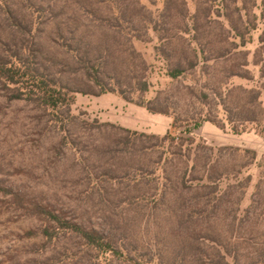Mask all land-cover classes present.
<instances>
[{"label":"rangeland","instance_id":"rangeland-1","mask_svg":"<svg viewBox=\"0 0 264 264\" xmlns=\"http://www.w3.org/2000/svg\"><path fill=\"white\" fill-rule=\"evenodd\" d=\"M73 1L10 0L9 7L0 4V40L11 44L36 34L50 57L72 60L53 42L55 28L47 19L51 8L58 12L66 6L69 10ZM83 1L88 6L95 2ZM139 1L141 5L133 8L141 12L134 15L157 20L163 0ZM262 2L240 0L247 43L242 46L239 42L230 49L227 42L219 41L222 29L217 22V0L215 18L199 37L201 42H213L212 51L206 52L207 58H201L195 69L177 79L168 76V64L157 51L161 42L154 30L141 29V37H133L127 29L89 24L92 44L110 47L113 57L107 65L108 74L123 76V80L126 76L144 77L148 91H131L129 95L143 100L167 98L175 114L150 112L117 92L75 93L70 109L78 121L73 125L66 119L63 125L51 127L35 105L10 100L0 88V184L50 201L63 207L68 217L122 237L125 250L138 264H175V260L177 264H196L188 256L178 260L188 235L181 207L196 196L216 205L213 226L200 230L202 237H215L233 252L260 247L253 242L264 241V78L258 64L264 58ZM101 8L109 15L106 5ZM139 19L135 25L142 28ZM19 22L21 28L16 24ZM172 24L174 29L165 32L172 36L169 49L180 50L192 33L179 19ZM128 47L135 50V58L126 52ZM224 50L227 54L222 56ZM139 57L145 62L144 69ZM231 68L241 70L244 76L231 75ZM105 80L112 82L114 78ZM255 95L258 106L252 103ZM253 115L254 121L245 119ZM176 116L180 119L175 123ZM103 123L160 137L169 133L172 140L164 145L152 139L146 145L149 148L135 153H104L101 149L112 147L115 136L94 128ZM66 129L75 142L71 146L78 152L67 149L59 159L54 145ZM9 199L0 190V264L130 263L77 248L73 237L46 246L45 240L26 232L36 221L16 211ZM199 245L207 252L216 246L204 239ZM221 264L234 262L228 256Z\"/></svg>","mask_w":264,"mask_h":264},{"label":"trees","instance_id":"trees-1","mask_svg":"<svg viewBox=\"0 0 264 264\" xmlns=\"http://www.w3.org/2000/svg\"><path fill=\"white\" fill-rule=\"evenodd\" d=\"M8 1L10 0H0V4L9 7ZM216 1L163 0L161 14L157 20L149 18L147 21L144 15L139 16L140 19L136 16L137 14L134 15L136 11L141 12L140 9L133 8L140 4L139 0H95L89 6L83 0H74V5L70 4L73 8L69 10L66 6H62L58 12L51 8L47 23H52L55 28L56 37L53 38V42L65 49L72 60L50 57L36 34L31 35L29 39L23 37L13 40L11 44L0 40V88L10 100L35 105L41 116L47 118L46 123L52 125L51 127L63 125L66 119L73 125L78 121L79 118L72 115L70 109L75 102V93L117 92L125 100L145 107L150 112L173 115L172 102L167 98L161 99L160 96H156L154 99L143 100V98L134 99L129 95L131 91H138L141 94L148 91V84L144 77L126 76V80H123V76L118 78L117 74H108L107 65L113 57L110 47L108 44L102 46L100 43L93 45L87 28L90 24L117 31L127 29L133 33V37H141L139 33L141 29L143 32L148 29L154 30L158 33L161 42L157 46V51L168 64V76L177 79L186 71L195 69L201 58H207L206 52L212 51L213 42H201L199 37L206 32L204 26L215 18L213 7ZM218 2L219 20L217 22L222 29L219 33V41L227 42L231 45L230 49L240 45L239 42L244 46L247 43L244 31L246 26H244L242 8L239 5L240 0H218ZM262 3L264 7V0ZM102 5L107 6L109 15L102 13ZM191 6L194 8L193 12L190 11ZM10 18L13 19L12 14ZM138 19L142 28L139 24L135 25ZM177 19L185 23L189 34L192 33L189 43L183 45L180 50L169 49L172 36L165 34L170 29H174L175 26L171 24ZM16 24L21 28V22ZM126 50L129 56L132 55L135 58V50L132 47ZM220 54L223 56L227 52L224 50ZM140 63L144 69L145 62L142 58ZM258 64H260V75L264 78V58ZM229 72L233 76H244L241 70L234 68H231ZM69 78L73 79V82L69 81ZM105 78H114V80L107 82ZM94 88L98 89L96 93ZM262 89L264 91V82ZM252 101L257 106L260 104L256 95ZM255 118L256 116L253 115L246 116L245 119L254 121ZM179 119V116H176L174 122H178ZM66 125H68L67 122ZM94 128L104 129L105 132H111L115 136L112 147L105 146V150L101 149L104 153L112 151L118 154L135 153L149 148L146 145L152 139L159 140L164 145L172 140L169 133L160 137L155 134L131 131L112 123H103ZM61 135L59 142L54 145L55 156L59 158L67 149H73L77 153L78 148L71 146V143L75 142L69 130L66 129V133ZM0 190L9 195V203L16 211L36 221L37 224L26 232L30 237H40L45 240L46 246L56 244L62 238L73 237L77 248L95 251L106 259L116 258L123 262L130 261L129 264H138L134 262L135 258L130 256V252L125 250L122 237H118L105 228L94 227L81 219L68 217L69 214L63 207L44 199L30 197L24 190L5 188L1 184ZM164 195L165 190L162 189L161 197L163 198ZM202 199L196 196L189 202L183 203L181 207L183 212L181 217H186L188 235L182 242L183 255L178 259L179 262L188 256V259L196 264H221L225 263L229 256L234 264H264V241H254L253 243H259L260 247L242 253L233 252L230 247L222 244L215 237L201 236L200 230L213 226L212 213L216 209V205L210 204L211 201ZM207 209H211V212L208 213ZM200 239L215 243L216 246H212L213 252L203 250L199 245ZM174 263L178 262L175 260Z\"/></svg>","mask_w":264,"mask_h":264}]
</instances>
